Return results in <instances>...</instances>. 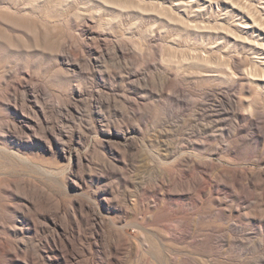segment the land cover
Instances as JSON below:
<instances>
[{
  "label": "rangeland",
  "instance_id": "374dc122",
  "mask_svg": "<svg viewBox=\"0 0 264 264\" xmlns=\"http://www.w3.org/2000/svg\"><path fill=\"white\" fill-rule=\"evenodd\" d=\"M0 264H264V0H0Z\"/></svg>",
  "mask_w": 264,
  "mask_h": 264
}]
</instances>
